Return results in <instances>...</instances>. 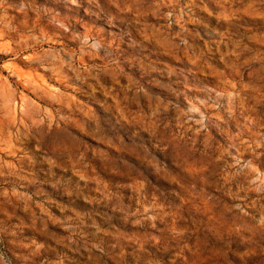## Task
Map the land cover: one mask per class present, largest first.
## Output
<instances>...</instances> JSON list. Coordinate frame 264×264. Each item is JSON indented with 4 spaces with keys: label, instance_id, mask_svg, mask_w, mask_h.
I'll return each mask as SVG.
<instances>
[{
    "label": "rangeland",
    "instance_id": "374dc122",
    "mask_svg": "<svg viewBox=\"0 0 264 264\" xmlns=\"http://www.w3.org/2000/svg\"><path fill=\"white\" fill-rule=\"evenodd\" d=\"M0 264H264V0H0Z\"/></svg>",
    "mask_w": 264,
    "mask_h": 264
}]
</instances>
